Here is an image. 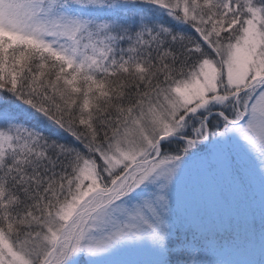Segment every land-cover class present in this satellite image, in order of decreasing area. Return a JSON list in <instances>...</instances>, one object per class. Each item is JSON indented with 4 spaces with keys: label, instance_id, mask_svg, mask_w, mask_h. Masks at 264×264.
<instances>
[{
    "label": "snow or ice",
    "instance_id": "1",
    "mask_svg": "<svg viewBox=\"0 0 264 264\" xmlns=\"http://www.w3.org/2000/svg\"><path fill=\"white\" fill-rule=\"evenodd\" d=\"M0 264H264V0H0Z\"/></svg>",
    "mask_w": 264,
    "mask_h": 264
}]
</instances>
